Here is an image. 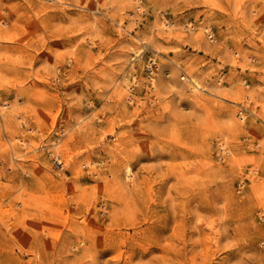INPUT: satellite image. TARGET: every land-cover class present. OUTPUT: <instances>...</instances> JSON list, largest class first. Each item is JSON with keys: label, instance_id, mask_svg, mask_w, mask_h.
<instances>
[{"label": "rangeland", "instance_id": "1", "mask_svg": "<svg viewBox=\"0 0 264 264\" xmlns=\"http://www.w3.org/2000/svg\"><path fill=\"white\" fill-rule=\"evenodd\" d=\"M0 264H264V0H0Z\"/></svg>", "mask_w": 264, "mask_h": 264}, {"label": "bare ground", "instance_id": "2", "mask_svg": "<svg viewBox=\"0 0 264 264\" xmlns=\"http://www.w3.org/2000/svg\"><path fill=\"white\" fill-rule=\"evenodd\" d=\"M138 52H139V51H138ZM138 55H139V54H138ZM136 56H137V55H136ZM192 82H193V81H192ZM195 82H196V81H195ZM196 83H197V82H196ZM196 83H195V85H194L195 88L200 89V86H199L198 84H196ZM152 84H153V83H152ZM153 87L156 88L154 85H153ZM195 93H196V92H195ZM8 105H9V104H8ZM3 106H6V105H3ZM240 116H241V115H240ZM241 119H242V121H243V117H241ZM239 121H240V117H239ZM239 121H238V122H239ZM220 144H221V143H220ZM227 144H228V143H227ZM222 145H223V144H222ZM224 145H225V144H224ZM224 145H223V147H225ZM219 146H220V145H219ZM220 151H221V150H220ZM222 151L227 153V152H228V149H227V148H223ZM230 152H231V151H230ZM220 153H221V152H220ZM223 155H224V154H223ZM221 157H222V156H221ZM128 173L130 174V169H128ZM130 175H131V174H130ZM130 175H129V177H130Z\"/></svg>", "mask_w": 264, "mask_h": 264}]
</instances>
